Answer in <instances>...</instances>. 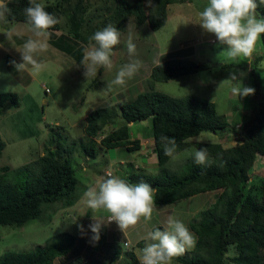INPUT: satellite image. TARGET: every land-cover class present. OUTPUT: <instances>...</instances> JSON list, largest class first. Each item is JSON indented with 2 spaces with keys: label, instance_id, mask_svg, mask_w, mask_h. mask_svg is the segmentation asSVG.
Here are the masks:
<instances>
[{
  "label": "trees",
  "instance_id": "1",
  "mask_svg": "<svg viewBox=\"0 0 264 264\" xmlns=\"http://www.w3.org/2000/svg\"><path fill=\"white\" fill-rule=\"evenodd\" d=\"M175 1L180 2L151 0L146 13L143 0H111L102 6V12L98 14L101 29L111 24L121 31L127 17L133 16L135 25L146 22L151 30H157L165 22L166 6ZM6 2L10 9L6 18L26 23L24 9L29 5V0ZM44 5L46 11L59 18L54 5ZM256 11L258 18H264V5H260ZM81 12L82 0H71L66 10L70 27L76 26ZM87 26L92 28L90 24ZM58 27L59 24L52 29ZM85 40L83 38V42ZM259 40L264 53V34ZM260 58V55L254 56L249 69L254 80L256 101L250 123L244 130L245 137L228 147H222L219 143L187 140L204 131L219 135L228 130L225 117L216 112L212 102L191 95L173 97L153 89L156 81L208 69L210 65L207 62L171 58L157 63L150 69L146 91L136 94L129 102L99 107L89 112L90 122L84 127V133L89 137H95L108 120L118 115L125 122L102 135L99 143L104 148L124 146L127 151L137 150L139 142L137 139H128L126 123L149 121L158 171L154 175L130 173L128 180L150 184L154 189L155 205L169 204L208 190H221L212 204L199 211L189 222L188 226L195 234L197 243L191 249L189 259L175 258L182 264H224L225 253L230 245L235 252L229 257L231 263L264 264V177L258 175V183L246 193L243 191L256 157L264 158V73L260 78H256L254 73ZM223 66L240 68L242 65L227 63ZM5 104L17 107L16 95L12 92L0 93V108ZM161 135L174 138L178 152L191 145L196 150L206 148L213 163L211 166H200L189 155L183 162L168 167L170 158L164 153ZM61 139L64 138L60 134L52 137L48 141L50 147L33 161L16 168L0 166V224L21 226L27 220L36 218L40 213V205L45 202L64 199L65 206L75 202L78 196L75 190L79 182L70 166L72 148L67 145L64 147ZM3 147L4 142L0 138V152ZM82 150L86 156L93 158L98 150L97 144L86 143ZM156 228L160 227H153L152 230ZM73 242V235L58 233L31 250L3 252L0 254V264H51L55 257L66 254ZM111 247V256L118 254V244H112ZM123 264H137L132 251L124 254Z\"/></svg>",
  "mask_w": 264,
  "mask_h": 264
},
{
  "label": "rangeland",
  "instance_id": "2",
  "mask_svg": "<svg viewBox=\"0 0 264 264\" xmlns=\"http://www.w3.org/2000/svg\"><path fill=\"white\" fill-rule=\"evenodd\" d=\"M37 2L52 4L56 7L60 18V31L64 36L68 37L67 39L79 40L81 45L83 43L89 45L87 44L89 43L88 38L95 31L101 30L98 14H101L102 6L109 4L111 0H82V12L74 28L70 27L66 17V10H68V4L71 0H37ZM207 2L208 0H180V2L175 1L169 4L166 6L168 20L156 31L151 30L146 22L141 23V25H135L134 17H127L124 28L120 31L121 43L114 49L115 60L113 68L102 73L98 72L100 76L97 74L95 78L86 79L84 76L85 69L79 67L81 62L75 48L69 50L68 47H64V53L57 52L60 56H62V53L64 55L62 57H58L55 52H50V49L39 54L44 57L42 62L45 63L46 68L33 77L34 79L27 90L28 92H26L29 93L32 100H29L30 98L27 95L24 97L20 92L18 96H20L21 104L19 100L18 108L8 106L0 111V130L3 134V139L0 137L4 142V147L0 152V166L7 165L10 168H16L23 165L26 161L31 160L35 153L38 156L41 151L44 152L48 149L51 144L48 141L60 134L64 138L61 139L62 145L72 148V155L69 160L76 178L81 183L76 185L75 190L76 195L78 194L79 197L71 206H65L64 199L42 203L39 215L36 218L27 220L21 226L0 224V254L7 251H28L37 245H43L50 237L66 232L73 235L74 242L66 254L55 257L51 264H101L103 262L107 264H123L124 254L133 250L141 252L145 246L144 238L149 229L158 227L157 223H154V220H158L152 218L148 222L141 220L135 227L129 228L123 233L115 222L105 223L101 227L99 241L94 242L92 240L93 234L89 228V225L94 223L93 213L83 203V193L86 190L82 187V183H85V179H82L79 175V163L82 161L81 155L86 156L82 146L93 141L85 135L84 127L83 131H80L81 119L91 106L100 104L102 101L108 102V100H105L106 97L120 87L113 86L109 90L108 85L115 78L120 67L129 62L126 47L129 37L132 38L136 46L134 59H139L142 62L137 74L145 69L147 74L148 66L156 61L157 51L159 50L156 46L158 41H160L159 47H165L167 44L168 48H162L163 50L178 47L180 43L191 45L194 53H192L190 60L198 63L207 62L210 67L191 72V74L187 73L185 76L182 75L174 79L156 81L154 90L173 97L191 95L208 101L211 100L214 102L212 103L216 112L224 117L226 115L228 122L227 131L219 135L215 134V136L208 131L200 132L196 140L214 142L213 140L217 139L222 146L227 147L245 137L244 130L250 123L253 106L255 105V93L247 97L236 98L230 92L232 85L226 83L220 85V83L229 78V73L231 72H245L246 75L242 78L243 86L254 88L253 77L247 70V68H251V65L246 60L240 63L242 65L240 68L234 66L225 67L223 63L221 64V61L225 60V56L221 52L227 46L220 45L214 34L205 32L198 24V13L203 10V6ZM148 5V0H143V7L146 13ZM88 24L94 29L88 28ZM83 38H86V42H83ZM210 38H212L213 42L209 41ZM76 43L78 42L76 41ZM15 54H19L17 48ZM258 54H262L260 40L256 44V50L252 58ZM115 63L116 66L114 68ZM12 66L13 64L11 63ZM260 70L264 71V64ZM254 73L255 75L258 74L256 71ZM136 75L128 82L135 80ZM4 77L5 81L2 88L6 87V84L10 85V83L15 82L10 75ZM262 81H260L261 84H263ZM12 88L17 89L18 92L20 91V88H15V85ZM45 88L47 89L46 92L44 91ZM137 89V85L130 87V94L133 96ZM121 101L127 102V99H122ZM73 103L76 110L72 108ZM230 107L233 109H229ZM114 119L113 121H117V119ZM66 122L72 123L73 126L69 127ZM145 125H147L146 128H144ZM109 127L104 126L103 130L111 129ZM140 128L143 133L148 132V129H150L149 121L136 122L130 130L134 134ZM62 129L64 130L63 132ZM99 137L98 134L96 138L99 139ZM186 149L188 150L187 152L185 151ZM195 150L192 145L186 147L178 152L176 160L169 159L167 166L171 168L176 163L183 162L185 157H189L190 153ZM86 157H88L91 167L96 166V170H102L103 166L99 162V158ZM262 159L260 156L256 157L250 169V179L243 188L244 193L248 189L250 190L252 185L258 183V175L264 177ZM111 168L114 170L113 175L118 176V173L115 172H119L121 168L115 166ZM126 169L128 170V168L124 167V170ZM143 171L153 175L154 173L156 174V167L155 169L148 168ZM219 191L221 190L218 189L217 192L214 191L211 194L214 193V196H216ZM185 205H187V201L180 202L178 200L167 209H169V213L175 211L177 219L181 220L188 228L189 222L195 217L184 219L185 211L188 208ZM96 218L107 222L106 217H102L101 214H96ZM79 225L84 226L83 232L78 227ZM136 240H138L137 243H135ZM123 241H128L127 247L121 246ZM112 244H118L119 247V252L115 256H111ZM190 253L191 251H186L185 254L179 257L187 260L190 257ZM234 253L233 247L231 245L228 246L224 264H233L229 261V257L234 255ZM173 264L182 263L174 259Z\"/></svg>",
  "mask_w": 264,
  "mask_h": 264
},
{
  "label": "clouds",
  "instance_id": "3",
  "mask_svg": "<svg viewBox=\"0 0 264 264\" xmlns=\"http://www.w3.org/2000/svg\"><path fill=\"white\" fill-rule=\"evenodd\" d=\"M151 6V0H148ZM264 5V0H208L203 10L198 13V24L210 34H214L220 45H226L225 60L222 63L240 64L246 60L251 65L256 44L264 34V18H258L257 8ZM10 14L6 0H0V21L6 22V15ZM26 25L31 36L23 43L21 63L12 61L18 72L30 71L38 75L45 70L44 62L36 57L47 50V38L51 35L50 29L60 23V18L45 10L43 3L29 0L24 9ZM88 47L84 48L81 64L86 79L95 78L101 68H113L112 56L114 48L121 43L120 31L109 24L97 30L89 38ZM129 62L118 70L115 78L108 85L123 87L139 71L142 62L134 59L136 46L129 37L126 42ZM245 72H231L229 78L221 84H230V92L236 98L254 94L255 89L243 86L242 78ZM166 156L171 160L178 158V145L174 138L165 135L160 137ZM188 151L187 149L185 150ZM194 162L200 166H211L213 161L206 148H200L190 153ZM84 205L92 210L94 223L89 225L92 240L98 242L101 227L105 223L115 222L121 232L135 227L141 219L151 221L155 208L154 189L146 182L132 183L119 176L109 174L106 178L97 181L83 193ZM108 213L107 222L96 218L98 213ZM81 232L84 226H78ZM145 246L138 256L139 264H173V260L185 254L196 246L197 240L187 226L175 216L170 215L164 230L156 228L145 236ZM122 247H127L122 243Z\"/></svg>",
  "mask_w": 264,
  "mask_h": 264
},
{
  "label": "crops",
  "instance_id": "4",
  "mask_svg": "<svg viewBox=\"0 0 264 264\" xmlns=\"http://www.w3.org/2000/svg\"><path fill=\"white\" fill-rule=\"evenodd\" d=\"M166 10H167V7H166ZM167 20H168V16H167V11H166V19H165L164 24L166 23ZM50 33H51V35L47 38V45H48L47 49H50V52L57 53L60 51V52L64 53V47H66V48L68 47L69 50H72L75 48V50L78 53L80 62H81L82 56H83V50H84V48H86L88 46V45H86V43H83V45H81L79 40L67 39L68 37H66L62 34L59 27L57 29H50ZM29 36H31V33L28 31L26 23H24L22 21L9 20L7 18H6V22L0 21V93H3V91L12 92L16 95L17 101L20 100V96H18V93L20 94V92L22 93V95H24V97H25V95H27L30 98L29 100H32L29 93H26V92H28L27 90L29 89V86L32 83V81L34 79L33 77L35 75L31 74V72L27 71V70L23 71V72H18L15 69L14 65L11 67L12 61H16L17 63L22 62L21 53L19 52L18 55L15 54L16 48H17V50H22V45L29 38ZM211 39L212 38H210L209 41ZM76 41L79 44L76 43ZM87 44H89V43H87ZM159 44H160V41H158L156 43L157 48H159V50L157 51L156 61L153 64H151L150 66H148L149 70H148L147 74L145 72V70H146L145 69L143 72L136 75L135 80H133L131 82H127L125 86L119 87L118 89H115L114 93H110L105 99L106 101L108 100V102L102 101L100 104H96L94 106H91V108L86 113H84L82 116V119H81L82 123L80 126V131L81 130L83 131V127H85L86 124H88L90 122L89 112L91 110H93L95 108H99V107H106L109 105L116 106L118 103L122 102L121 101L122 99H127V102H129L136 96V93L138 94V93L146 91L148 89L147 85H146V80L148 78L150 69L153 65L160 63V62H163L165 60L171 59V58L190 59V57H192V53H194L193 47L191 45H188V43H185V44L180 43L178 45V47L169 48L168 50L162 49V48H168L166 46L167 44L165 45V47L164 46L159 47ZM258 53H260V52L258 51ZM56 55L58 57L64 56L62 53H61L62 56H60L58 53ZM258 55H260L261 58L256 63V65H255L256 69L254 68V72L255 71L258 72L259 75L256 74V76L260 77L264 73L263 70H260L261 66L264 64L263 50H262V54H258ZM114 56L115 55H113L112 56L113 58H111L113 63L115 60ZM36 58L38 60L42 61L44 57H42V55H38ZM221 64H222V62H221ZM223 64H227V63H223ZM115 66H116V63L114 64V68H115ZM79 67L82 69L84 68L81 63H79ZM105 70L106 69L101 68L99 70V72L102 73V72H105ZM247 70L249 72V68H247ZM100 73L98 74L99 76H100ZM8 75H10L11 79H13L15 82L10 83V85L6 84L5 85L6 87L2 88V86L4 85L3 82L5 81L4 76H8ZM180 76H182V75H180ZM180 76H176L174 78H177ZM183 76H185V74ZM155 84H156V82L153 83V89L155 88ZM13 85H15V88L16 87L20 88V91L18 92L17 89H13L12 88ZM136 85L138 86V89L135 90L136 93L132 96L130 94L131 92H129V89H130V87H133ZM95 97H97V96H95ZM91 98H93V97H91ZM254 98L256 99V93L254 95ZM81 100L83 101L82 98H81ZM211 102H213V101H211ZM20 104H21V100H20ZM8 106H11V105L5 104L3 107L0 108V111L4 108H7ZM18 107H19V103H18V106L16 108H18ZM72 108H73V110H76V108L74 107V103L72 105ZM234 108H236V107H234ZM229 109H233V108L230 107ZM115 119H117V121H113V119L108 120L107 124L104 126H110L111 128H115V127H118V126L122 125L123 123H125L120 118L119 115L116 116ZM225 119H226V115H225ZM226 122H227V119H226ZM66 123H68L69 127L73 126V124L70 122H66ZM135 123L136 122H133V123L127 122L126 123L128 139L129 140L137 139L139 142V145H140L139 148L135 151H127L124 146H115V147H111V148H104L103 146H101L99 143V140L101 139L102 135L108 131V130L107 131L103 130L104 126L101 128V131L97 133V135L99 134V136H100L99 139L96 138L97 135L95 137H89L86 135L94 143L97 144L98 150H97L96 155L93 158H99V162L102 164L103 167H102V170H98V169L96 170L95 169L96 166L91 167V165L89 164L88 157L81 155L82 161L79 163L80 164V171H79L80 174L79 175L82 179H85V183H82V187L85 190H87V188L89 186L94 185L97 181H99L103 178H106V176H108L109 174L113 175L114 170L111 167H114V166L121 168L119 172H115V173H118L119 177L126 179V180H128V175L130 173H134V172H139V173H143L146 175H150L147 172L143 171V170L148 169V168L149 169L150 168L155 169V167H156V173H157L158 165H157L156 157H155L154 151H153V139L150 136L149 131L143 133L141 131V128L137 129L136 132L134 134H132L130 128ZM146 127H147V125H145L144 128H146ZM63 131L64 130L62 129V132ZM212 134H214V133H212ZM0 136L3 139V134L1 132V130H0ZM197 136H198V134L196 136L188 138L187 140L191 141V142H202V141L196 140ZM214 136H215V134H214ZM213 141L214 142H212V143H219L220 144V142H218L217 139L213 140ZM220 145L222 146V144H220ZM222 147H224V146H222ZM43 153L44 152L41 151L38 154V156L35 153L34 156L31 158V160L37 159ZM71 155H70V157H71ZM31 160H28V161H31ZM28 161H26V162H28ZM262 163L264 165V158L262 159ZM124 167L128 168L129 171L127 169L124 170ZM106 173H109V174L106 175ZM218 189L208 190V191L200 192L197 194H193V195L178 199L180 202L187 201V205H185V206H187L188 208L185 211L184 219L194 217L199 211L206 209L210 204H212V202L214 201V199L216 198V196L219 194L220 191L218 193H216V196H214V193L211 194V192H214V191L217 192ZM78 197H79V195L77 196V199H78ZM178 200H175V201H178ZM175 201L172 203H169V204H165V205H155L152 218L158 220V221L154 220V223L155 224L157 223L156 225L160 226L161 229H163V230L166 227V220L170 215L174 214L173 216H175V218H177V214L175 211H171V213H169L170 211H169V209H167L170 205L174 204ZM98 214H101L102 217H106L108 215V213H106V212L98 213ZM141 220H143V219H141ZM188 229L191 231V233H193L192 230L189 228V226H188ZM151 230H152V227L149 229V231H151ZM194 236H195V234H194ZM138 240H136L135 243H137ZM188 251H191V249ZM132 252L134 253L135 258L137 259V264H139L138 256L141 254V252L139 250L138 251L133 250Z\"/></svg>",
  "mask_w": 264,
  "mask_h": 264
},
{
  "label": "built area",
  "instance_id": "5",
  "mask_svg": "<svg viewBox=\"0 0 264 264\" xmlns=\"http://www.w3.org/2000/svg\"><path fill=\"white\" fill-rule=\"evenodd\" d=\"M210 42H213V40L211 39V40H210ZM44 91L46 92V91H47V89L45 88V89H44ZM108 174H109V173H106V175H108ZM107 216H108V215H107ZM107 216H106V220H107ZM122 243H126V244H127V242H126V241H123Z\"/></svg>",
  "mask_w": 264,
  "mask_h": 264
}]
</instances>
